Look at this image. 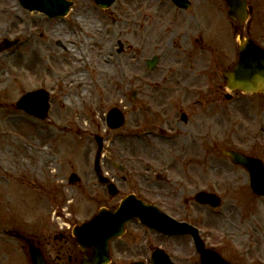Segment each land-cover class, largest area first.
I'll list each match as a JSON object with an SVG mask.
<instances>
[{"label":"rangeland","instance_id":"rangeland-1","mask_svg":"<svg viewBox=\"0 0 264 264\" xmlns=\"http://www.w3.org/2000/svg\"><path fill=\"white\" fill-rule=\"evenodd\" d=\"M158 1L117 0L102 9L94 0H74L69 15L50 18L25 9L19 0H0V44L6 39H21L18 46L0 51V102L4 105L0 108V229L15 228L36 236L45 253L55 257L54 264L80 257L71 231L75 224L90 219L103 206H117L126 195L122 191L110 200L91 166L96 148L93 135L110 131L106 123L110 107L124 108L134 88L160 102L175 103L179 98L176 91H163L155 83L169 68L189 67L193 62L184 58L185 52L194 50L186 35L194 41L198 27L189 16L193 10L172 18L168 10L162 13ZM204 4L211 8H206L205 15L214 14L210 25L221 32L219 41L226 46L231 34L220 0ZM119 41L124 44L121 52ZM181 41L187 48H179ZM153 54H160L161 59L150 70L146 59ZM207 55L216 58L219 53L210 51ZM127 62L129 74L123 68ZM198 62L207 73L200 86L210 82L216 87L214 77L217 86L222 83L216 60L209 63L202 55ZM188 67L181 73L187 75ZM39 88L52 95L46 121L12 106L26 91ZM188 92L189 99L195 100L200 90L193 87ZM235 95H240L238 102L218 106L224 119L212 122L208 129L218 146L195 145L188 154H180L186 159L193 157L197 188L204 182L218 184L226 216L221 218L213 208L196 206L195 216L189 220L206 229L210 236L207 245L215 246L233 263L264 264V197L257 198L248 189L247 169L219 151L224 147L263 155L264 111L256 104V96ZM141 97L146 98L139 94ZM222 124L226 126L223 131L219 129ZM206 160L209 168L204 170ZM72 172H81L82 184H69ZM230 182L233 187H225ZM94 190L101 196L93 197ZM173 215L187 219L183 211ZM203 218L206 224H202ZM60 233L65 237L55 239ZM157 246L167 250L176 264H201L191 236H165L137 221L129 223L127 233L113 242L110 264L138 260L153 264L151 254ZM0 264H31L26 244L0 235Z\"/></svg>","mask_w":264,"mask_h":264},{"label":"flooded vegetation","instance_id":"flooded-vegetation-1","mask_svg":"<svg viewBox=\"0 0 264 264\" xmlns=\"http://www.w3.org/2000/svg\"><path fill=\"white\" fill-rule=\"evenodd\" d=\"M192 1L193 6L191 5L190 9L193 8L194 13L189 16L194 18L198 28L195 31L194 41L190 34L186 35L187 41L192 44L194 50L185 52L184 58L186 60L191 58L193 62H190L189 67L169 68L161 81L155 83V87L163 91H176L179 98L175 99V103L166 100L160 102L157 97H152V94H142L140 89V94L146 98L139 99L138 95L132 97L131 92L128 93V104L124 105L125 125L121 129L110 130L103 134L104 146L101 158V169L109 181L115 184L114 190L119 192V195L122 191L126 192L125 196L134 194L146 203L154 204L171 215L183 211L187 216V219L184 220L189 222H191L189 217L195 216L196 206L212 208L210 205L199 203L197 194L202 190L217 193L218 184H205L204 182L197 188L193 157L186 159L182 158L180 154H188V150L195 145L206 148H210L211 144L218 146L217 138L212 139L208 132L212 122L224 119V111L218 110L217 107L224 106L227 101L235 99L238 102L240 99L238 97L240 95L235 98L226 93L227 81L222 80V83L217 86V77H214L216 87L212 86L210 82L202 83L200 86L201 82L207 79L205 77L207 73L205 72L206 68L202 70L198 62V58L204 55L209 63L216 60L217 63H213L218 68L222 64L225 65L224 67L232 68L239 59L238 31L240 25L231 19H227L228 22L224 21L228 30L234 31L232 37H227L229 44L226 42V46H224L225 43L222 40L219 41L218 38V36L221 37V32L213 29L210 25L211 17L214 14L208 12L207 16L205 15L206 8L211 10L204 4L206 0L204 2L203 0ZM263 2L264 0H248L249 5L253 8V13L243 28L245 36L252 38L264 48V16L261 15L264 12ZM162 6L165 9L161 8V10L163 12L168 10V14H171L172 18L176 17V14L185 15L189 12V9L179 8L171 0H162ZM222 9H226V7L222 6ZM172 18L170 20L174 23L175 20ZM174 36H176V32L172 38ZM218 42H221L223 46L217 45ZM195 44L199 49L195 50L197 47ZM182 47L187 48L181 41L179 48ZM123 48L124 46L121 47V50ZM210 51L218 52V57L207 55ZM195 58L197 59L195 60ZM218 59L222 61L218 63ZM146 63L148 62L146 61ZM128 67L129 63L127 62L126 70L129 74ZM185 67H188L187 75L181 73ZM127 85L130 88V79L127 81ZM193 87H197L200 92L199 95L195 94L197 95L195 100H190L188 89H193ZM180 90L184 91L182 95ZM240 94L246 95L241 91ZM247 95L256 96V104L261 106L264 111V92L256 91ZM216 127L218 128V126ZM223 127L226 126L222 124L219 129L223 131ZM95 145L94 155L98 153L100 147L97 141H95ZM208 161L203 162L204 170L209 168ZM91 166L92 169H95L94 164ZM180 167H182V171ZM94 174L96 175V173ZM98 185L102 187L103 191H106L110 200L115 198L109 193L107 184L98 181ZM224 185L228 188L233 187L234 183L230 182ZM247 187L251 190L250 183L247 184ZM98 193L94 190L93 197L101 196L102 193L99 195ZM117 206L113 205L109 208L115 209ZM206 222L203 221L202 224H206ZM60 237L64 238L65 234L61 233ZM208 238H210L209 233Z\"/></svg>","mask_w":264,"mask_h":264},{"label":"water","instance_id":"water-1","mask_svg":"<svg viewBox=\"0 0 264 264\" xmlns=\"http://www.w3.org/2000/svg\"><path fill=\"white\" fill-rule=\"evenodd\" d=\"M20 3L30 10H40L49 16L66 15L72 0H19ZM115 0H96L99 6L109 7ZM178 5L187 6V0H174ZM229 8V15L241 24L248 15L246 0H226ZM16 41L6 40L4 46L12 45ZM240 61L233 70H226L223 74L229 80L230 87H241L246 91L255 89L258 82L263 80L264 68V49L259 48L251 39H245L241 34ZM50 95L46 90L40 89L28 92L23 95L16 103L18 108L25 109L27 112L34 114L42 119L48 115L50 108ZM123 113L118 108H113L108 113V122L111 127H120L123 125ZM235 162L246 165L252 174L253 188L259 191L258 187H264V170L261 163L252 158L241 156L238 153L231 152ZM98 164V160H97ZM98 169V165H97ZM100 175V173H99ZM75 178H72L74 181ZM101 181L107 179L100 175ZM112 193H115L113 190ZM202 201L216 203L211 195L202 193L199 196ZM216 205V204H215ZM139 217L140 220L148 226L156 227L164 232L188 231L190 228L186 224L177 223L168 216L160 213L153 206H147L143 202L136 200L133 196L126 198L117 211H110L105 208L93 217L91 220L77 225L74 228V234L77 237L79 247L85 253L80 262L76 264H106L110 262V241L114 237L120 236L125 231V224L131 219ZM198 249L202 252L204 264H227L213 250L204 248L203 243L197 236ZM15 237L23 238L29 246L30 257L33 264H48L40 247L36 246L32 238H28L20 232L12 233ZM152 259L154 264H174L169 256L161 249H155ZM132 264H144L143 262H134Z\"/></svg>","mask_w":264,"mask_h":264},{"label":"bare ground","instance_id":"bare-ground-1","mask_svg":"<svg viewBox=\"0 0 264 264\" xmlns=\"http://www.w3.org/2000/svg\"><path fill=\"white\" fill-rule=\"evenodd\" d=\"M80 77L81 78H84V76H82V75ZM64 107H66V110L68 109V106L64 105Z\"/></svg>","mask_w":264,"mask_h":264}]
</instances>
